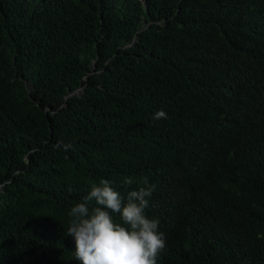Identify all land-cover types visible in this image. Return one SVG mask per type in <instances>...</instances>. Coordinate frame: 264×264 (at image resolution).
<instances>
[{
  "label": "trees",
  "instance_id": "16d2710c",
  "mask_svg": "<svg viewBox=\"0 0 264 264\" xmlns=\"http://www.w3.org/2000/svg\"><path fill=\"white\" fill-rule=\"evenodd\" d=\"M263 144L264 0H0V264H80L71 207L143 177L157 264H264Z\"/></svg>",
  "mask_w": 264,
  "mask_h": 264
},
{
  "label": "clouds",
  "instance_id": "9594fccd",
  "mask_svg": "<svg viewBox=\"0 0 264 264\" xmlns=\"http://www.w3.org/2000/svg\"><path fill=\"white\" fill-rule=\"evenodd\" d=\"M153 118L167 119V114L161 109ZM255 152L264 161V144ZM133 183L131 178L123 181L128 187ZM139 183L142 186L128 191L125 198L111 181L101 179L92 184L82 202L71 207L65 234L74 239L80 264H157L159 254L166 249V237L159 230L160 221L146 213L157 185L148 177ZM92 201L95 206H90ZM113 214L119 215L120 223Z\"/></svg>",
  "mask_w": 264,
  "mask_h": 264
}]
</instances>
